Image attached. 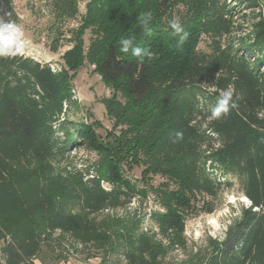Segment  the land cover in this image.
Here are the masks:
<instances>
[{
  "label": "trees",
  "instance_id": "16d2710c",
  "mask_svg": "<svg viewBox=\"0 0 264 264\" xmlns=\"http://www.w3.org/2000/svg\"><path fill=\"white\" fill-rule=\"evenodd\" d=\"M14 1L0 0V16L15 13ZM56 6L60 17L79 14L77 0ZM142 13L151 14L147 30L138 23ZM173 18L189 33L182 45L172 34ZM121 37H134V46L153 57L141 62L121 53ZM60 40H53L52 53ZM70 42L56 72L31 58L0 57V264L68 262L66 244L77 252L81 246L90 251L86 259L102 264L120 254L125 264H171L166 258L187 247V217L212 213L205 199L222 191L210 169L236 178L251 205L222 240L210 238L205 251L177 264H264V3L89 0ZM86 66L112 92L102 100L112 121L106 137L99 121L66 117ZM229 86L237 107L220 120L208 119ZM78 146L102 156L92 178L60 166ZM135 168L147 184L156 177L164 182L136 189L125 176ZM102 181L113 190H104ZM150 190L165 210L150 218L168 245L152 229L143 230L138 210L98 218Z\"/></svg>",
  "mask_w": 264,
  "mask_h": 264
},
{
  "label": "rangeland",
  "instance_id": "374dc122",
  "mask_svg": "<svg viewBox=\"0 0 264 264\" xmlns=\"http://www.w3.org/2000/svg\"><path fill=\"white\" fill-rule=\"evenodd\" d=\"M57 1L61 0H15V13L8 12L0 16V20L4 22L16 23L23 27L25 37L29 42V48L27 53L22 57L31 58L42 65H47L54 72L61 69L63 54L73 46V43L70 42L72 31L78 29L81 25V19L85 14L86 4L89 0H77L79 14L74 19L66 16L60 17V10L56 6ZM260 1L264 3V0ZM234 5L236 6V4ZM60 36L59 50L57 53H52L50 49L52 42ZM90 37V32H88L86 35L87 44ZM93 70V67L86 66L79 72L73 91L76 104L71 108L66 106L68 107L66 117L70 121L85 120L86 118L89 122L97 120L103 125L102 128H99L98 132L106 137L107 131H110L112 128V121L107 116V110L102 100L109 98L112 92ZM88 113L93 115L92 118L88 116ZM68 126L70 127V125ZM65 135L64 132L59 133L61 141L65 139ZM104 139L107 140L106 138ZM101 141L104 143L103 139ZM101 157V154L88 146L72 147L69 150L68 156L61 161L60 166L67 168L68 171H79L85 179H89L96 175V169L101 165ZM210 171L214 179L223 183L222 191L216 198L207 197L205 199L210 202L213 212L205 213V210H201L187 217L185 227L187 247H177L166 258L165 261L167 263L177 264L197 250L201 249L205 251L210 238L222 240L225 237L227 228L234 220L241 217L243 208L250 206L249 201L243 200L242 186L236 178L224 177L220 171H213L212 169ZM125 176L133 185H136V189L145 188L147 185L157 188L164 182L163 179L156 177L147 184L141 179L140 168H135L132 171L126 170ZM101 185L108 192L113 190L111 183L102 181ZM135 210H138L140 216H145L143 230L152 229V233H157V240L168 245L167 238L161 235L158 226L150 218V215L154 211L165 213V210L151 190L147 197L136 195L126 208H119L116 211L111 209L105 210L98 215V218L102 219L108 214H115V212L123 216L131 214ZM57 235L58 233H56ZM66 247L69 249L66 255L68 262L72 264H102L100 258L86 259L90 251L81 246L78 248L79 252L73 248H69V244H66ZM64 263L61 262L60 264ZM125 263L124 255L120 254L115 255L111 259L110 264Z\"/></svg>",
  "mask_w": 264,
  "mask_h": 264
},
{
  "label": "clouds",
  "instance_id": "9594fccd",
  "mask_svg": "<svg viewBox=\"0 0 264 264\" xmlns=\"http://www.w3.org/2000/svg\"><path fill=\"white\" fill-rule=\"evenodd\" d=\"M138 23L145 27L147 30V25L151 19L150 13H142L137 17ZM170 28L172 29V34L179 37L178 43L183 44L189 37V33L184 30L179 21L173 18L170 21ZM120 52L124 54L131 55L137 60L143 62L145 58L151 59L153 53L148 48H141L134 46V37H121L119 40ZM29 48V42L25 37L24 29L21 25L4 22L0 20V57L14 58L24 56ZM234 93L231 86L222 90L219 96L216 98L215 106L210 110V115L208 119L210 120H220L227 116L232 109L237 107L235 100L233 99ZM177 139L183 138L182 132H177Z\"/></svg>",
  "mask_w": 264,
  "mask_h": 264
},
{
  "label": "built area",
  "instance_id": "2783aa9c",
  "mask_svg": "<svg viewBox=\"0 0 264 264\" xmlns=\"http://www.w3.org/2000/svg\"><path fill=\"white\" fill-rule=\"evenodd\" d=\"M2 241L0 240V262L4 263V257H3V252H2Z\"/></svg>",
  "mask_w": 264,
  "mask_h": 264
},
{
  "label": "crops",
  "instance_id": "0c3cea01",
  "mask_svg": "<svg viewBox=\"0 0 264 264\" xmlns=\"http://www.w3.org/2000/svg\"><path fill=\"white\" fill-rule=\"evenodd\" d=\"M33 264H42L39 260L35 259ZM64 264H72L71 262H65Z\"/></svg>",
  "mask_w": 264,
  "mask_h": 264
},
{
  "label": "bare ground",
  "instance_id": "6f19581e",
  "mask_svg": "<svg viewBox=\"0 0 264 264\" xmlns=\"http://www.w3.org/2000/svg\"><path fill=\"white\" fill-rule=\"evenodd\" d=\"M243 200L248 201L246 197H243Z\"/></svg>",
  "mask_w": 264,
  "mask_h": 264
},
{
  "label": "water",
  "instance_id": "95a60500",
  "mask_svg": "<svg viewBox=\"0 0 264 264\" xmlns=\"http://www.w3.org/2000/svg\"><path fill=\"white\" fill-rule=\"evenodd\" d=\"M248 200V199H247ZM249 201V200H248ZM250 202V201H249ZM250 205H251V203H250Z\"/></svg>",
  "mask_w": 264,
  "mask_h": 264
}]
</instances>
